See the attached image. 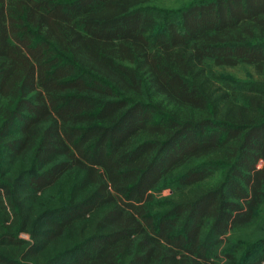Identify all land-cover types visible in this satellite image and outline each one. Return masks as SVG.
I'll return each instance as SVG.
<instances>
[{
    "label": "trees",
    "instance_id": "trees-1",
    "mask_svg": "<svg viewBox=\"0 0 264 264\" xmlns=\"http://www.w3.org/2000/svg\"><path fill=\"white\" fill-rule=\"evenodd\" d=\"M149 1L0 0V264H218L262 202L264 0Z\"/></svg>",
    "mask_w": 264,
    "mask_h": 264
},
{
    "label": "rangeland",
    "instance_id": "rangeland-1",
    "mask_svg": "<svg viewBox=\"0 0 264 264\" xmlns=\"http://www.w3.org/2000/svg\"><path fill=\"white\" fill-rule=\"evenodd\" d=\"M190 0H150V9L155 20L154 31L162 28L164 20L174 17L178 8L188 3ZM209 71L218 78H227L233 81H246L255 77L251 66L247 64H237L234 66L210 65ZM169 193L168 188L162 186L153 195L156 199L165 197ZM21 238H27L25 234H19ZM264 238V198L258 205L251 221L243 227L231 230L226 238L215 247L218 256V264H245L249 257L260 252L258 241ZM242 245L241 251L233 252L234 259L226 262L224 252H231L235 245Z\"/></svg>",
    "mask_w": 264,
    "mask_h": 264
}]
</instances>
